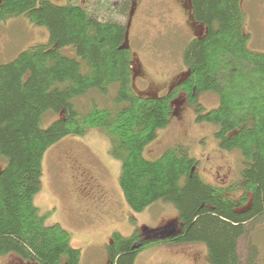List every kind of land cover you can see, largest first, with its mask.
I'll use <instances>...</instances> for the list:
<instances>
[{"label":"trees","instance_id":"1","mask_svg":"<svg viewBox=\"0 0 264 264\" xmlns=\"http://www.w3.org/2000/svg\"><path fill=\"white\" fill-rule=\"evenodd\" d=\"M95 3L0 0V19L24 16L50 33L49 43L0 65V257L81 264L70 232L59 223L48 225L35 197L48 149L99 128L122 161L120 186L128 205L141 212L158 200L172 202L183 224L172 238H153L149 230L114 232L108 264H135L142 250L169 240L204 242L213 264H264V53L249 48L240 0H190L206 31L183 57L189 73L182 85L201 112L198 120L218 127L222 149H238L243 156L241 180L226 188L205 182L182 144L158 159L145 157V147L169 124L175 93L152 97L134 91L127 27L111 16L128 14L131 1ZM68 46L77 57L63 53ZM207 91L217 93L220 104L202 113L196 93ZM92 95L88 104H79ZM239 191V197L231 196Z\"/></svg>","mask_w":264,"mask_h":264},{"label":"rangeland","instance_id":"2","mask_svg":"<svg viewBox=\"0 0 264 264\" xmlns=\"http://www.w3.org/2000/svg\"><path fill=\"white\" fill-rule=\"evenodd\" d=\"M51 1L66 5L70 0ZM74 1L81 5L90 1L91 7L92 3L96 4L95 0ZM129 1L128 14L109 15L127 27L125 45L132 58V87L139 95L162 97L186 79L189 70L184 63V52L191 41L204 34L205 28L194 19L190 0ZM259 2L241 0V8L244 29L250 36L249 48L264 53V15L258 16L262 14ZM49 41L48 28L24 16L0 19V65L14 60L32 46ZM62 51L77 57L73 46ZM115 90L116 87L110 88L112 94ZM173 93L169 124L159 129L156 139L145 147V157L158 159L167 149L182 144L198 161L197 170L205 181L218 186L240 181L244 166L240 150L222 149L215 136L218 127L198 120L201 112L189 102L184 90ZM95 95L99 102L109 104ZM196 96L203 107L202 113L220 104L215 92L196 93ZM94 97L83 99L79 104H88ZM53 119L49 117L50 121L44 125L48 126ZM112 146L104 131L92 128L85 135L63 138L48 149L43 159L42 188L35 197V205L48 225L59 223L70 232L71 245L82 252L81 264H108V245L114 232L131 236L137 229L146 235L147 230L183 228L179 211L172 202L158 200L141 212L128 205L120 186L122 161L112 154ZM241 193L233 196L239 197ZM169 241L142 250L135 264H213L204 242ZM246 249L247 244L242 241L241 254ZM0 264L35 263L10 254L1 256Z\"/></svg>","mask_w":264,"mask_h":264},{"label":"flooded vegetation","instance_id":"3","mask_svg":"<svg viewBox=\"0 0 264 264\" xmlns=\"http://www.w3.org/2000/svg\"><path fill=\"white\" fill-rule=\"evenodd\" d=\"M248 1V0H247ZM259 4V8H260V12H262V14H259L258 16H259V18L262 16V15H264V0H260V2L258 3ZM240 6H241V0H240ZM192 12L194 13L195 11H194V7L192 6ZM194 17V19H195V16H193ZM196 20V19H195ZM260 20V19H259ZM261 21V20H260ZM198 23H200L199 21H197ZM201 24V23H200ZM203 25V24H202ZM203 27L205 28V31H206V27H205V25H203ZM205 33V32H204ZM204 35V34H203ZM203 35H200V36H197V38H195V39H201V38H203ZM188 69V68H187ZM189 70V69H188ZM188 73H189V71H188ZM182 84V83H181ZM179 85L178 87H176V88H174L170 93H172V92H174L175 90H177V91H179L180 89H182V90H184V92H186L187 94H188V91L185 89V87H183V85ZM207 92H210V91H207ZM169 94V93H168ZM188 100H189V94H188ZM190 102V101H189ZM216 109V108H215ZM196 169V167L194 168V170ZM198 171V170H197ZM199 173V172H198ZM200 175V174H199ZM203 179V178H202ZM204 180V179H203ZM205 181V180H204ZM205 182H207V181H205ZM207 183H209V182H207ZM232 183H234V182H232ZM232 183H230V184H232ZM209 184H211V183H209ZM229 184V185H230ZM211 185H214V184H211ZM229 185H227V186H218V185H214V186H217V187H221V188H226V187H228ZM239 192H242V191H239ZM237 193V192H236ZM233 194H235V193H233ZM233 194L231 195L232 197H234L233 196ZM242 194V193H241ZM240 194V195H241ZM234 198H236V197H234ZM175 229V232H174V234H172L171 236H169V237H165V238H172V236L173 235H176V234H178V233H180L182 230L181 229H177V228H175V227H164L161 231H156V232H154L153 234H152V236H153V238H160V237H163V236H166V234L169 232V231H171V230H174ZM183 229V228H182ZM177 244H180V243H177Z\"/></svg>","mask_w":264,"mask_h":264},{"label":"water","instance_id":"4","mask_svg":"<svg viewBox=\"0 0 264 264\" xmlns=\"http://www.w3.org/2000/svg\"><path fill=\"white\" fill-rule=\"evenodd\" d=\"M174 232H175V229L169 231V232L166 234V236H163V238H164V237H169V236H171L172 234H174Z\"/></svg>","mask_w":264,"mask_h":264},{"label":"bare ground","instance_id":"5","mask_svg":"<svg viewBox=\"0 0 264 264\" xmlns=\"http://www.w3.org/2000/svg\"><path fill=\"white\" fill-rule=\"evenodd\" d=\"M124 45H125V43H124ZM175 85V84H174ZM182 85V84H181ZM123 166V165H122Z\"/></svg>","mask_w":264,"mask_h":264}]
</instances>
